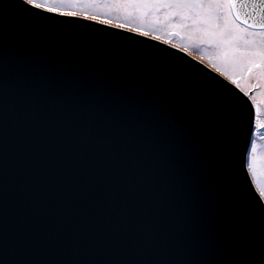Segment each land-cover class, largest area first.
Segmentation results:
<instances>
[{"label":"snow or ice","instance_id":"obj_1","mask_svg":"<svg viewBox=\"0 0 264 264\" xmlns=\"http://www.w3.org/2000/svg\"><path fill=\"white\" fill-rule=\"evenodd\" d=\"M98 5L197 19L218 45L209 59L220 77L182 66L220 102L192 108L115 64L32 42L97 21L107 29ZM230 65L264 75V0H3L0 264H264V186L249 172L257 106L243 110Z\"/></svg>","mask_w":264,"mask_h":264},{"label":"water","instance_id":"obj_2","mask_svg":"<svg viewBox=\"0 0 264 264\" xmlns=\"http://www.w3.org/2000/svg\"><path fill=\"white\" fill-rule=\"evenodd\" d=\"M0 3H3V0H0ZM78 23L83 24V18ZM114 28V26L109 25L107 29H99V22H96L88 25L87 28L66 30L55 36L43 33L36 34L32 37V42L69 53L83 60L100 59L115 64L133 78L179 91L192 108L199 104L212 106L220 102L206 82L198 78L211 79L215 77L218 79L220 75L211 68L200 61L196 64L197 59L177 48L174 50V47L162 41L148 36L146 39H141V34L138 33L132 37L131 41L122 42L121 38L127 37L130 31L123 29L119 32H113ZM97 30L112 34L107 37L101 36L97 34ZM160 50H163V54L159 52ZM168 54H171L173 60L168 58ZM182 65L193 68L194 74L198 77L186 73ZM209 72L210 75H206ZM224 81L231 89L232 84L226 79ZM245 100L250 101L247 96L243 95L240 103L247 114L248 105L244 103ZM255 105L257 106L256 115H261L264 110L263 106L260 103ZM244 131L246 136L247 120ZM237 172L239 173V169ZM237 178L243 181V173H239ZM250 181L253 184L251 177ZM15 220L16 215L13 213L10 216V221L15 222Z\"/></svg>","mask_w":264,"mask_h":264},{"label":"rangeland","instance_id":"obj_3","mask_svg":"<svg viewBox=\"0 0 264 264\" xmlns=\"http://www.w3.org/2000/svg\"><path fill=\"white\" fill-rule=\"evenodd\" d=\"M125 6L123 5H98L94 9L101 15H108L112 17L110 26H116V23L125 25L123 29L131 30L136 28V33L146 32L148 37L162 41H168V45L182 50L187 54L197 59L198 61L211 68L218 73L215 67V60L209 59V56L215 57L219 51L218 45L215 42L210 43L203 35L201 23L192 17L181 18L173 17L165 8L158 10H150L147 13L134 9L129 14H124ZM134 8V6H127ZM99 22V21H97ZM176 25H183L180 29H175ZM239 55V54H237ZM230 71L235 74L239 81V87L246 94L252 95L253 101H259L264 105V75L253 72L251 75L244 73L240 66L230 65ZM231 83L227 76L223 77ZM264 131L259 130V134ZM257 143L253 149V156L255 158V170L249 169L250 176L256 189L264 186V141L256 136Z\"/></svg>","mask_w":264,"mask_h":264},{"label":"bare ground","instance_id":"obj_4","mask_svg":"<svg viewBox=\"0 0 264 264\" xmlns=\"http://www.w3.org/2000/svg\"><path fill=\"white\" fill-rule=\"evenodd\" d=\"M225 79V78H224ZM242 91V90H241ZM243 92V94L245 95V96H247L248 98H249V100L253 103V104H257V103H260L262 106H263V109H264V105L261 103V102H259V101H253L252 100V95L251 94H246V92H244V91H242ZM257 116V127H256V136H258V137H260V134H259V130L261 129L260 127H259V124H260V122H261V120H260V117H262V116H264V110H263V113L261 114V115H256ZM251 177V176H250ZM252 179V178H251ZM253 182V181H252ZM253 184H254V182H253ZM257 190V189H256Z\"/></svg>","mask_w":264,"mask_h":264}]
</instances>
